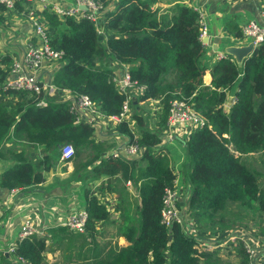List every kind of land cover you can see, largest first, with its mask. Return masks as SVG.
Returning a JSON list of instances; mask_svg holds the SVG:
<instances>
[{"label": "trees", "instance_id": "16d2710c", "mask_svg": "<svg viewBox=\"0 0 264 264\" xmlns=\"http://www.w3.org/2000/svg\"><path fill=\"white\" fill-rule=\"evenodd\" d=\"M96 1L104 6L101 25L107 36L102 45L91 21L71 16L61 19L48 9L43 11L49 28H54L53 33L47 31L49 43L62 52V63L51 83L72 94H86L105 116H117L122 101L131 94L114 90L110 63L130 65L126 70L130 80L144 87L139 99L156 100L160 105L159 128L142 115L138 99L130 106L133 128L120 120L114 129L123 144H135L140 152L126 158L120 151L111 157L104 140H94L91 125L73 123L67 101L53 97L38 106L24 91L17 100L7 101L8 106L0 99V162H8L0 172V194L12 188L24 192L37 187L43 182L42 173L57 163L60 147L70 143L71 174L81 183L79 207L87 220L85 233L69 232L67 244L78 250L90 245L88 255L79 252L82 258L75 264H223L218 257L193 248L194 236L185 232L183 222L166 225L161 221L162 198L166 190L174 189L177 178L161 131L173 98L189 104L203 120L183 142L180 169L189 189L187 208L200 230L216 226L225 231L237 227L241 219L256 216L263 217L257 223L264 232V181L239 156L264 147V42L239 64L230 55L214 61L210 81L204 84L207 68L198 38L199 15L188 0H166L164 8L153 6L159 0ZM110 1L114 6L109 9ZM233 33L239 36V28ZM0 61L5 68L10 62L5 56ZM5 74L0 70V80ZM222 88L233 96L226 110L222 105L229 98ZM5 93L9 91L0 88V95ZM27 147L40 155L33 158L32 149L28 155ZM103 175L107 179L94 192L89 182ZM127 181L137 194L133 202L123 197ZM105 192L120 194L115 235L128 242L125 246H98L95 241L96 226L111 219L109 210L97 200ZM229 203L239 209L236 214L225 213ZM57 234L49 230V238L27 236L16 242L13 254L27 264H45L42 254L51 247L45 240L52 245ZM238 253L242 254L240 248Z\"/></svg>", "mask_w": 264, "mask_h": 264}, {"label": "crops", "instance_id": "0c3cea01", "mask_svg": "<svg viewBox=\"0 0 264 264\" xmlns=\"http://www.w3.org/2000/svg\"><path fill=\"white\" fill-rule=\"evenodd\" d=\"M160 2H157L155 5H158ZM186 3L188 5L194 4L196 6L199 17L203 22L205 17L207 18V21L210 22L209 15H213L219 21L214 25H211V29H209L210 31L207 28V42L205 45H203L204 54L202 56V62L207 68L203 75V82L204 84H208L210 81L209 69L211 64L214 62L212 58L213 53L225 52L226 48L239 45L238 42L233 41L235 40L233 30L235 28H238L239 19L247 17V19H245L247 21L255 19L258 23H262L264 25V20H262V16L260 15V11L264 7V0H188ZM163 4H165L164 6H166V3ZM43 11L44 10H41L39 8L38 4H30L29 2L25 1L16 2L12 9L0 10V58L5 56L9 58L10 62L18 61L21 59L22 52L25 50V48L36 43V38L31 34L30 22L32 18L46 26L47 30H49L50 33L54 32V28H49L47 22L45 21L43 17ZM215 37H218V41L216 43V48L213 50L212 40ZM61 63L62 62L59 61L47 60L40 66L37 72L29 73H32L39 83H48L49 80H51V77H53L57 70H59ZM129 66L130 65L124 64V66H121V68L127 69ZM7 69L4 68V64L0 61V70L6 72ZM5 76L0 80V82L4 80ZM226 93L227 98H230L232 96V92H229V90L226 91ZM17 96V94L9 92L0 95V99L4 102V105L8 106V103H6L5 101H15L18 99L16 98ZM58 97L59 95H55L54 98L57 99ZM149 107L151 108L150 104ZM114 128L115 125L112 121L108 122L106 125H103L102 121L94 122L93 131H95V133H100V139L94 140L101 141L111 139V142L114 143L113 149L107 153L117 152L119 146L123 143L121 138L115 137ZM135 134L138 133L135 132ZM187 136L188 135H186V133L184 132H177L175 136H173V139L177 138V140L179 141L177 142L178 144L175 143L170 151L166 150L167 152H169L168 156H170V158L176 154L173 153V148H175V151L178 152V156L176 154L177 157L174 156L173 160L169 158L170 167L173 169L175 174L177 173V178H175L176 180L179 178V176H181V162H183L184 160L183 142L187 138ZM173 139L171 141H163V144H170L173 142ZM37 151L38 150L36 149L34 152ZM39 152L40 151H38L35 155L33 153L32 157L35 158L37 155H39ZM234 154H237V152L234 151ZM239 156L241 157V162L244 163L247 168L254 170L255 172L259 173V175L264 176V169L261 167V165L264 164V153L262 151L259 150L257 152H250L241 154ZM178 158H180L179 161H176ZM172 162L174 163L173 165ZM7 164V161L0 162V172L6 167ZM62 166H64L65 170L60 169L62 168ZM71 168L72 165H70V167L68 168L62 161L58 160L54 166L42 173V183H40L37 187L32 188L31 190H25L26 192L33 190L39 195L38 203L41 210L40 212H37V214L41 222L45 225L44 229L46 234L49 236V230L58 231V234L54 236V243L51 245V241H48V246H51L48 250V252L51 253L49 260L46 261L43 256L45 251L42 254L45 264H75L76 260L82 258L81 255L78 256L79 252L83 253L84 257L88 255L87 248L90 245H84L80 250H78V247H69L67 244V234H69L70 231L62 226L54 224L56 221V216H64L72 210L80 208V187H72V184L66 183L69 180L66 181L65 179L68 173L71 171ZM106 179L107 177L103 175L98 179L92 181V184L90 186L92 187L93 191L95 192L98 186L101 183H104ZM56 180L57 182H55ZM181 180L182 185H179L181 191L178 192L176 207L178 203L177 210L181 216H184L183 229L185 230V232L199 238L207 239L210 232L217 233L218 231H222L218 228L214 229L216 226L212 230L207 231L197 229V226L194 223V219L191 217L190 210H188L187 208L189 189L185 184L183 178H181ZM128 187H131V185H125V188ZM6 193L7 191L3 190V194H0L1 202L5 198ZM22 194L23 192H17L11 202H7V204L3 203V213L0 216V228H3L4 232L6 233L0 236V238L6 239L7 235L12 236V243L8 247L16 244L18 225L21 217L24 214L29 213L27 208L22 207V202L20 201V197ZM59 194L64 195L65 206L63 207L60 204L59 197H57ZM105 195H111L112 197H114L113 193L109 192L102 193L98 196L105 198ZM77 198H79V200L77 201V203L73 204V200ZM181 207H183V209L185 208V213L184 210H179ZM53 208H56V210ZM44 213L48 214L49 219H45ZM253 217L255 218V222L259 219H263V217ZM110 220L105 221L104 223H100L96 226V243L99 241L98 233L102 231V226H104L105 223H114ZM113 226L116 227L115 223L113 224ZM61 228H64V230H61ZM228 230H238V239L235 241L227 240L224 245H222L219 250H216L212 255L218 257L223 262V264L225 261H229L232 264H245L246 256L241 248L240 243L242 244L243 242H246L253 229L247 230L237 226L233 229ZM255 231L258 233V236L256 238V244L254 246L264 251V232L259 228H257ZM71 234L76 235V233L74 232H71ZM113 235L116 236L115 242L112 241L111 244H109V242H105L104 244L106 245V247L113 246L114 244L118 246H125L128 244V242L122 236H117L115 235V233ZM237 241L239 242L238 246L236 243ZM98 243V246L104 245ZM8 247H3L0 249V264H10L11 254L9 255L8 253H6V248ZM239 248L241 249L242 254L238 253ZM1 256L5 258V261L1 259Z\"/></svg>", "mask_w": 264, "mask_h": 264}, {"label": "built area", "instance_id": "2783aa9c", "mask_svg": "<svg viewBox=\"0 0 264 264\" xmlns=\"http://www.w3.org/2000/svg\"><path fill=\"white\" fill-rule=\"evenodd\" d=\"M18 1L38 4L41 10L48 9L61 19L71 16L76 20H89L94 24L95 29L97 27L95 21L101 17V11L104 9V6L96 0H71L68 3L63 2L62 0H0V10L12 9ZM189 6L197 11L194 4H189ZM82 7L85 9L83 10ZM108 7L111 8L112 5H109ZM260 15L262 16V20H264V7L260 11ZM30 27L32 36L36 38V43L25 48L20 60L12 61L10 63L4 80L0 82V88L2 90H9L15 93L21 91L27 92L33 96L35 104L38 106L46 105V103L51 101L55 95H59L55 100L68 102L69 112L73 117V123H86L91 125L92 136L94 135V138L98 140L100 139V133H95V131H93L95 121H102L103 125L112 121L115 125L116 122L123 120L127 123L129 128H133L134 120L129 105L131 102L130 99L134 96L135 101H138L144 87L139 86L135 81L130 80L126 71L127 69L121 68V66H124L123 63L118 61L112 62V83L115 91L119 93H129L131 96L129 98L126 97L122 101L121 109L117 116H105L99 106L94 104L86 94H72L68 89L55 87L51 83V80H49L48 83L41 84L32 73H29L37 72L40 66L47 60L62 62V52L59 49L52 47L49 43L46 26L32 18ZM239 32L240 35L237 37L235 36V41L238 42L239 45H245L248 42H251L253 46H256L264 42V25L258 23L255 19L248 20L246 23L239 25ZM207 35L206 25L199 17L198 38L201 40L202 38L207 37ZM96 36H98V31H96ZM226 55L227 53L225 52H214L212 58L215 61L226 57ZM223 90H225V88H223ZM144 101H148L150 106H152V113H157L159 111L160 108L158 107L156 100L139 99L138 105ZM232 101L233 97L227 99L222 105L223 109L226 110ZM202 122V118L189 104L185 103L182 99L173 98L169 101L167 109L166 126L164 128L165 138L163 141L171 140V136H175L177 132H184L188 135L190 131L199 128L202 125ZM114 135L117 138H121L117 133ZM137 135L138 134H135L134 131V138H137ZM120 151L125 153L126 158H130L131 155L140 152L135 144L125 142V144L122 143L119 146L117 152L110 153L111 157H117ZM261 151L264 153V147ZM72 156L73 148L71 144H63L59 149L58 160L66 163L72 158ZM126 184L129 186L130 182L127 181ZM17 192V188H12L7 191L4 200L2 202L0 201V216L3 213V203L7 204V202L12 201ZM177 197L178 192L174 187L172 190H166L162 198L160 216L161 221L166 225H170L173 222L179 224L182 221V217L176 207ZM97 200L103 203L111 214L118 215L117 211L111 204L112 200L113 202L115 200L114 203L117 204L115 196L112 197L111 195H105V198H103L97 195ZM27 205H30V203H27ZM111 205L112 208H110ZM53 209L56 210V208ZM29 215H31V217H29ZM86 220L87 214L85 210L83 208H78L64 216H56L55 225L65 227L70 232L85 233ZM44 228L45 225L41 222L35 208H30L29 213L24 214L21 217L18 225L16 242L30 235H36L39 237L45 236L46 232ZM238 232V230L218 231L217 233L210 232L207 239L194 236L193 248L197 252L213 254L216 250H219L227 240H237ZM257 236L258 233L256 231L251 232L246 242H243L242 244L240 243L246 256L245 264H264V251L254 246L256 244ZM236 243L238 246L239 242L237 241ZM14 247L15 245L6 248V253L13 255L10 259V264H27L26 260L13 254Z\"/></svg>", "mask_w": 264, "mask_h": 264}, {"label": "rangeland", "instance_id": "374dc122", "mask_svg": "<svg viewBox=\"0 0 264 264\" xmlns=\"http://www.w3.org/2000/svg\"><path fill=\"white\" fill-rule=\"evenodd\" d=\"M63 2H65V3H68V2H70L71 0H62ZM161 1V2H160ZM165 1L166 0H159L158 2H160L158 5H153V6H159V7H161V8H164V7H166V6H164L165 4H163V3H165ZM114 1H110L109 3H108V5H111V3H113ZM164 6V7H163ZM112 8V7H111ZM209 19H210V22L209 21H207V18L205 17L204 18V22H205V25L207 26L206 28H208V30L209 29H211V25H214L215 23H217V22H219L213 15H209ZM245 19H247V17H243V18H240L239 19V21H238V25H241V23L243 24V23H246L247 22V20H245ZM101 20H102V18L101 17H99V19L98 20H94L95 21V25L97 26L96 27V31H98V36L96 37V40H97V42H98V44L99 45H102V42L104 41V35H105V31L103 30V27H102V25H101ZM210 31V30H209ZM207 33H208V31H207ZM107 36V35H106ZM233 41H235V40H233ZM241 42V41H240ZM88 65V64H87ZM232 89H233V87H232ZM232 91V90H231ZM22 94V93H21ZM20 94V95H21ZM27 98H29V96H31L30 94H24ZM55 97V96H54ZM16 98H19V96H17ZM132 99H134L135 100V97L133 96V97H131V101H132ZM3 102V101H2ZM6 103H7V101H6ZM133 103H129V105L131 106ZM138 104V103H137ZM153 104V103H152ZM154 105V104H153ZM138 109L139 110H141L142 111V115L148 120V122H151L153 125H154V127L155 128H159V126H157V118H158V114L159 113H151V109H152V106H151V108L149 107V102L148 101H144V102H141V103H139V105H138ZM132 110V109H131ZM153 112V111H152ZM134 122H135V120H134ZM151 123H148L149 124V126H151ZM161 133H163V134H165V132H164V129L161 131ZM173 139V136H171V140ZM171 140H169V141H171ZM112 140L111 139H108V140H104L103 141V143L106 145V149H108L109 151L110 150H112L113 149V143L111 142ZM177 142H179L178 140H177V138H174L173 139V142L172 143H170V144H166L165 145V149L167 150V151H170V149L172 148V146L175 144V143H177ZM112 143V147H109V146H107L108 144H111ZM178 144V143H177ZM34 150L35 151V149H33L32 147H27L26 148V153L29 155V151L30 150ZM173 150H174V152L173 153H176L177 154V156H178V152H176L175 151V148H173ZM108 151V152H109ZM38 152V151H37ZM37 152H33L34 153V155L35 154H37ZM105 152V151H104ZM169 153V152H168ZM26 154V155H27ZM176 154L175 155H173L171 158H170V156H169V158L171 159V160H173V158H174V156H176ZM39 155H40V152H39ZM176 156V157H177ZM34 158V157H33ZM179 159L180 158H178L176 161H179ZM69 163H71V165H72V162H69ZM174 163L172 162V165H173ZM261 167L264 169V164H262L261 165ZM1 169V168H0ZM61 170H65V168H64V166H62V168H60ZM71 171H72V168H71ZM71 171L68 173V175L66 176V181L67 180H69L68 182H66V183H68V184H72V187H74V188H77V187H81V183H80V181H79V179H75L73 176H72V174H71ZM57 179V178H56ZM258 180L259 181H264V176H262V175H259V177H258ZM55 182H57V180L55 181ZM84 184V183H83ZM92 184V182L90 181L89 182V185H91ZM125 185H128V184H126L125 183ZM130 185H131V187H128V188H125L126 189V196L124 195L123 197H125L129 202H133L134 200V198L137 196V194H136V191H134V189H133V187H132V184H131V182H130ZM175 190L177 191V192H179V191H181V189L179 188V185H182V180H181V176H179V178L176 180V183H175ZM31 190V189H30ZM113 195L116 197V199H118V197L120 196V194H117V193H113ZM57 197H59V199H60V204L62 205V207L63 206H65V201H64V195H58ZM72 197H74V196H72ZM38 200H39V195L35 192V191H28V192H26V191H24L23 192V194L21 195V197H20V201L22 202V207H25V208H27V210H28V212L30 211V208H35L36 210H37V212H40V210H41V208H40V205H39V203H38ZM79 200V198H77V199H74L73 200V204H75V203H77V201ZM109 200H111V199H109ZM11 202V201H10ZM80 202H81V199H80ZM80 202H79V204H80ZM114 202H115V200H114ZM113 202V200L111 201V204L113 205V208L115 209V206H116V204ZM27 203H30V205H27ZM112 205H111V207L110 208H112ZM179 209V208H178ZM226 214L228 215V216H230L231 214H236L238 211H239V209L235 206V204L234 203H229V204H227V206H226ZM179 210H184V213H185V208L183 209V207H181ZM110 216H111V222H114V223H117L118 222V216L116 215V214H111L110 213ZM29 217H31V215H29ZM44 217H45V219H49V216H48V214L47 213H44ZM182 217V221H181V223H182V225H184V221H183V219H184V216H181ZM260 220H258V221H256L255 222V218L254 217H247L246 219H241V222H240V224L238 225L239 227H242V228H244V229H247V230H250V229H253V231L252 232H254L257 228H258V223L257 222H259ZM56 222V221H55ZM114 223H105V225L104 226H102V231H100L99 233H98V237H99V243L98 244H104L105 242H109V244H111V242L112 241H114L115 242V238H116V236H114L113 234L115 233V230H116V227L115 226H113V224ZM180 223V224H181ZM55 224V223H54ZM217 227H215L214 229H216ZM197 229L198 230H200L198 227H197ZM210 229H212V228H209V229H207V230H210ZM207 230H202V231H207ZM4 233H6V232H4V230H3V228H0V236H2ZM8 234V233H7ZM12 236H10V235H7L6 236V239H2V238H0V249L1 248H3V247H8L11 243H12V238H11ZM47 238H49V236L47 235ZM48 250L49 249H46L45 250V252H44V254H43V256H44V258H45V260L46 261H48L49 260V258H50V256H51V253H49L48 252ZM49 253V254H48ZM13 255L11 254V257H12ZM222 264V263H221ZM224 264H232L231 262H229V261H225L224 262Z\"/></svg>", "mask_w": 264, "mask_h": 264}, {"label": "water", "instance_id": "95a60500", "mask_svg": "<svg viewBox=\"0 0 264 264\" xmlns=\"http://www.w3.org/2000/svg\"><path fill=\"white\" fill-rule=\"evenodd\" d=\"M82 9L84 10L85 8L82 7ZM218 41V37H215L212 40V48L213 50L216 48V43ZM202 43H206L207 42V37L206 38H202L201 39ZM254 48L253 44L251 42H248L245 45H237V46H230L228 48H226L225 52H227L229 55H231L233 57V59L236 61V63H240L241 60L246 57ZM134 99H132L131 103H134Z\"/></svg>", "mask_w": 264, "mask_h": 264}, {"label": "clouds", "instance_id": "9594fccd", "mask_svg": "<svg viewBox=\"0 0 264 264\" xmlns=\"http://www.w3.org/2000/svg\"><path fill=\"white\" fill-rule=\"evenodd\" d=\"M111 5H112V7L114 6V4L113 3H111ZM109 6V5H108ZM107 6V7H108ZM110 9V8H109ZM101 18H102V16H101ZM102 21V20H101ZM238 28H239V26H238ZM103 29H104V31H105V35H104V41H105V39H106V35H107V31L105 30V28L103 27ZM208 36V35H207ZM206 38V37H205ZM201 41V40H200ZM202 43V42H201ZM206 43H202V45H205ZM239 46V45H238ZM255 47V46H254ZM224 53V52H223ZM225 53H227V52H225ZM227 55H229L228 53H227ZM226 55V56H227ZM231 56V55H230ZM232 57V56H231ZM233 58V57H232ZM216 61V60H215ZM112 62H117V61H113L112 60ZM112 62L110 63V66L112 67ZM10 63L11 62H9V64H8V66H7V68L9 67V65H10ZM123 64H125V63H123ZM4 68H5V65H4ZM7 68H5V69H7ZM8 70V69H7ZM6 71V70H5ZM6 73H7V71H6ZM6 75V74H5ZM222 90H223V88H222ZM226 90V89H225ZM9 91V90H8ZM227 91V90H226ZM225 91V92H226ZM9 92H12V93H15V92H13V91H9ZM20 93H22V92H16L15 94H17V95H19ZM231 97H233V96H231ZM156 103H157V105H158V107L160 108V105L158 104V102L156 101ZM159 111H160V109H159ZM158 111V112H159ZM261 151V150H260ZM73 157V156H72ZM69 162H71V159L69 160V161H67L66 163H64L68 168L70 167V165H71V163H69ZM126 183V182H125ZM9 190V189H8ZM7 190V191H8ZM17 190H18V192H19V189L17 188ZM6 197V196H5ZM14 199V198H13ZM4 200V199H3ZM2 200V201H3ZM59 226V225H58ZM65 228V227H64ZM36 236V235H35ZM39 237V236H38ZM43 237H45V238H47V234L45 235V236H43ZM45 242L47 243V245H48V240H45Z\"/></svg>", "mask_w": 264, "mask_h": 264}]
</instances>
